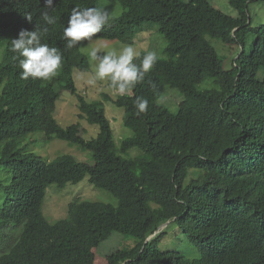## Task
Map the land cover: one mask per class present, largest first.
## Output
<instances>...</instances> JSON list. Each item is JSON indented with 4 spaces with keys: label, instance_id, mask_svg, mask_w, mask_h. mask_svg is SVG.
<instances>
[{
    "label": "trees",
    "instance_id": "obj_1",
    "mask_svg": "<svg viewBox=\"0 0 264 264\" xmlns=\"http://www.w3.org/2000/svg\"><path fill=\"white\" fill-rule=\"evenodd\" d=\"M108 1L123 13L92 40L134 44L137 30L152 23L167 41L164 57L133 96L102 94L125 109L123 123L133 131L119 147L103 102L77 92L73 71L90 69L81 52L88 41L69 50L63 39L72 8L99 0H54L53 10L44 0H0V264H86L89 249L115 232L138 242L110 253L107 264H264V86L252 82L241 58L225 70L208 40L244 47L251 34V58L264 74V25L252 27L248 12L260 0H229L236 18L210 0ZM44 11L57 18L44 42L61 50L62 67L50 80H23L10 43L42 23ZM209 79L216 88L200 90ZM167 87L185 97L175 114L157 105ZM63 91L77 97L79 117L99 127L96 138L86 141L76 125L63 128L54 120ZM136 96L148 99L146 113L137 115ZM34 133L90 150L94 164L70 155L47 162L29 153L23 143ZM8 139L16 146L3 153ZM133 148L140 154L126 158ZM86 176L118 204L75 200L66 219L48 222L42 210L47 189L62 190ZM166 222L182 229L198 259L159 249L166 228L146 242Z\"/></svg>",
    "mask_w": 264,
    "mask_h": 264
},
{
    "label": "rangeland",
    "instance_id": "obj_2",
    "mask_svg": "<svg viewBox=\"0 0 264 264\" xmlns=\"http://www.w3.org/2000/svg\"><path fill=\"white\" fill-rule=\"evenodd\" d=\"M210 1L217 9L228 16L235 18L238 17V11L230 5L229 0ZM101 2L112 14V17H119L123 13V8L119 3L114 4L108 0H99V4ZM248 12L252 27L264 25V0L252 2L249 5ZM134 40V44L138 46V50L141 54L147 50H155L158 53V57H164L167 41L164 36L158 32L157 24L147 23L143 25L137 30ZM208 40L215 48L217 54L223 59V67L225 70L232 69L235 63L241 58L242 65L249 71L248 76H250L252 82L264 86L262 64L251 58L250 54L253 42V36L251 34L248 35L244 47L237 44H224L221 40L210 37H208ZM122 45L124 44L118 40H91L86 42L81 47V52L87 56L90 63V69L88 71H80L77 69L73 71V78L76 83L77 92L83 95L88 102H103L105 115L111 122L113 138L118 147L121 146V143L125 139L133 136V131L125 127L123 123L125 109L116 106L113 102L103 100L102 94L108 93L114 98L119 94L109 89L105 82H97L96 86L92 87L88 86L84 81L92 75V64L88 55L90 48L96 47L102 51H106L113 48L119 49ZM102 54L103 53H101V55ZM3 57L4 50L0 49V64L3 61ZM59 73L60 71L58 70L57 75ZM82 76L83 79L81 78ZM198 88L200 90H207L216 88V86L213 81L209 79L201 83ZM184 99V95L179 90L167 87L158 99L157 105L158 107L166 108L171 113L175 114L178 112L179 105ZM79 115L80 110L77 97L69 91H63L60 95V99L56 102L54 120H56V122L63 128L76 125L80 130V135L86 141H91L99 134V127L97 125L89 124L85 119L80 118ZM23 145H27L29 153L40 156L47 162L54 161L62 155H70L77 161L91 165L94 164L90 150L57 138L47 140L43 133L29 135L25 139ZM15 146L16 143L9 139L4 141L2 145L3 153H7ZM138 154H140L139 149L133 148L125 157H135ZM75 200L105 202L112 205L118 204L117 198L111 192L95 188L89 183V176H86L78 184H68L67 187L62 190L58 189L55 185H51L47 189L46 198L42 207L43 214L47 221L55 223L59 220L66 219L68 217L69 206ZM1 202L2 199L0 198V204ZM137 242V239L134 237L125 236L115 232L100 246L90 248L84 255V262L86 264H107V256L110 253L119 249H130L134 247ZM158 247L163 251L172 250L180 252L190 259H198L200 257V252L193 246L190 239L182 233V229L173 223L167 225L166 235L159 241Z\"/></svg>",
    "mask_w": 264,
    "mask_h": 264
},
{
    "label": "clouds",
    "instance_id": "obj_3",
    "mask_svg": "<svg viewBox=\"0 0 264 264\" xmlns=\"http://www.w3.org/2000/svg\"><path fill=\"white\" fill-rule=\"evenodd\" d=\"M44 7L53 10L54 0H44ZM112 18V14L102 2L95 7L72 8L67 27L63 29L66 49L75 48L81 41H91ZM25 19L29 23L32 22L31 15H26ZM40 19L42 23L35 25L34 30L22 29L18 37L10 43L9 50L14 53V59L22 69L20 78L23 80H50L62 67L61 50L44 42L50 30L49 26L55 25L57 18L49 11H44ZM88 55L92 64V75L84 82L92 87H95L97 82H105L109 89L122 96H133L136 86L144 82L159 59L155 50H147L142 59H139L141 52L135 44H124L119 49L106 51L92 47ZM137 59L139 63L135 62ZM81 78L83 79V76ZM148 105L147 98L135 97L134 107L137 115L146 113Z\"/></svg>",
    "mask_w": 264,
    "mask_h": 264
},
{
    "label": "water",
    "instance_id": "obj_4",
    "mask_svg": "<svg viewBox=\"0 0 264 264\" xmlns=\"http://www.w3.org/2000/svg\"><path fill=\"white\" fill-rule=\"evenodd\" d=\"M169 223L170 222H166V223L160 225L159 228L153 233V235H151L147 238L146 242H149L150 240H152L157 234H159L164 228H166Z\"/></svg>",
    "mask_w": 264,
    "mask_h": 264
}]
</instances>
